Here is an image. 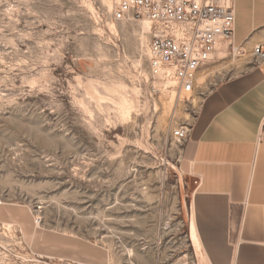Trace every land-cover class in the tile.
Returning a JSON list of instances; mask_svg holds the SVG:
<instances>
[{"label": "rangeland", "instance_id": "obj_1", "mask_svg": "<svg viewBox=\"0 0 264 264\" xmlns=\"http://www.w3.org/2000/svg\"><path fill=\"white\" fill-rule=\"evenodd\" d=\"M112 11L0 0V264H194L172 131L238 73L236 56L220 44L180 91L151 70L155 26Z\"/></svg>", "mask_w": 264, "mask_h": 264}, {"label": "crops", "instance_id": "obj_2", "mask_svg": "<svg viewBox=\"0 0 264 264\" xmlns=\"http://www.w3.org/2000/svg\"><path fill=\"white\" fill-rule=\"evenodd\" d=\"M233 5L238 73L205 94L181 157L194 264H264V61L255 54L264 50V0Z\"/></svg>", "mask_w": 264, "mask_h": 264}, {"label": "built area", "instance_id": "obj_3", "mask_svg": "<svg viewBox=\"0 0 264 264\" xmlns=\"http://www.w3.org/2000/svg\"><path fill=\"white\" fill-rule=\"evenodd\" d=\"M112 14L117 21L147 19L155 26L149 47L151 70L183 92L194 91L197 72L220 44L233 48V0H113ZM255 54L264 61L260 46ZM190 132V125H182L173 129L172 137L182 143ZM259 138L264 140V120Z\"/></svg>", "mask_w": 264, "mask_h": 264}, {"label": "bare ground", "instance_id": "obj_4", "mask_svg": "<svg viewBox=\"0 0 264 264\" xmlns=\"http://www.w3.org/2000/svg\"><path fill=\"white\" fill-rule=\"evenodd\" d=\"M147 22H149V23H150V21H147Z\"/></svg>", "mask_w": 264, "mask_h": 264}]
</instances>
